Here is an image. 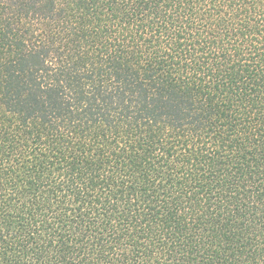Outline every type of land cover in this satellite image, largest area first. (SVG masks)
<instances>
[{
	"label": "trees",
	"instance_id": "1",
	"mask_svg": "<svg viewBox=\"0 0 264 264\" xmlns=\"http://www.w3.org/2000/svg\"><path fill=\"white\" fill-rule=\"evenodd\" d=\"M0 264H264V0H0Z\"/></svg>",
	"mask_w": 264,
	"mask_h": 264
}]
</instances>
